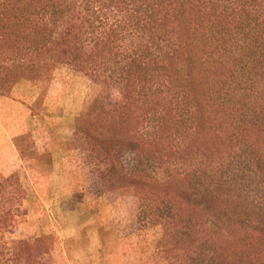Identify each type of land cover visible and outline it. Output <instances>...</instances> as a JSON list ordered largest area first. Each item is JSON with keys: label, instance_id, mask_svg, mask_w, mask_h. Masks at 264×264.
Wrapping results in <instances>:
<instances>
[{"label": "trees", "instance_id": "16d2710c", "mask_svg": "<svg viewBox=\"0 0 264 264\" xmlns=\"http://www.w3.org/2000/svg\"><path fill=\"white\" fill-rule=\"evenodd\" d=\"M63 65L97 86L67 105L90 172L168 264H264V0H0V96ZM24 192L0 181V264H49L3 246Z\"/></svg>", "mask_w": 264, "mask_h": 264}, {"label": "rangeland", "instance_id": "374dc122", "mask_svg": "<svg viewBox=\"0 0 264 264\" xmlns=\"http://www.w3.org/2000/svg\"><path fill=\"white\" fill-rule=\"evenodd\" d=\"M96 93L87 77L63 65L0 111V181L13 173L25 191L3 246L12 251L21 238L46 236L49 264H168L158 244L161 226L140 225L131 189L123 188L134 196L123 205L119 189L102 191L74 135L67 105Z\"/></svg>", "mask_w": 264, "mask_h": 264}, {"label": "crops", "instance_id": "0c3cea01", "mask_svg": "<svg viewBox=\"0 0 264 264\" xmlns=\"http://www.w3.org/2000/svg\"><path fill=\"white\" fill-rule=\"evenodd\" d=\"M32 83L30 81L27 80H22L20 82H17L11 89L10 92V96H0V111L5 110L7 107L6 105L11 101V102H15V100L13 98H18V96H20L21 94L24 95V97L28 94V90L29 87L31 89ZM19 94V95H17ZM23 99L24 97L21 96ZM18 103H20L21 101H17ZM22 105V103L20 104ZM52 165H57V161L55 162L54 160L51 162ZM118 190V189H117ZM117 190L114 191H109L108 194H112V193H117ZM120 190V191H119ZM118 194H117V199L121 200L122 198V205L123 203H126L128 201L129 204H131V201H133L134 196H132V194H130V192H127L128 190L125 189H119ZM121 193L123 195H121ZM123 209V206H122Z\"/></svg>", "mask_w": 264, "mask_h": 264}]
</instances>
